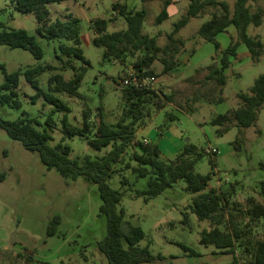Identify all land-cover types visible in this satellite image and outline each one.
Instances as JSON below:
<instances>
[{
    "label": "rangeland",
    "instance_id": "374dc122",
    "mask_svg": "<svg viewBox=\"0 0 264 264\" xmlns=\"http://www.w3.org/2000/svg\"><path fill=\"white\" fill-rule=\"evenodd\" d=\"M219 1H226L232 10L236 2ZM163 2L79 0L48 5L52 21L65 20L69 15L80 20L81 47L90 61L79 90L82 98L67 93L57 95L70 107L68 118L74 125L83 124V110L89 109L91 122L96 127L101 105L105 121L116 124L126 106L121 79L134 69V63L144 56L146 49L129 50L123 61L104 62L105 49L93 43L95 33L92 23L98 18H105L110 20L109 33L126 30V20L118 10L113 9V5L125 4L130 10L145 9L147 18L143 34L155 37L164 50L152 65L157 76L155 90L168 98H164L167 105L162 110L157 111L154 105L146 107L150 114L140 123L136 139L157 145L164 161H173L186 153L187 147H194V155L202 156L195 165V171L201 174H208L212 170L215 172L206 192L214 188L228 194V210L235 215L239 224L246 227L250 222L247 215L249 199L255 198L264 204L261 188L264 181V105L255 124L246 129H240L233 123L227 133L219 134L221 127L213 125L212 121L241 105L238 94L249 92L255 80L264 73V54L259 62H254L247 47L241 44L226 71L227 84L218 86L207 80L206 76L212 64H219L221 51L230 45L231 39L237 40L236 31H228L217 37L221 45L219 52L212 43L198 37L201 26L211 19L210 13L216 11L209 8L204 14L190 20L171 40L169 35L187 13L189 2L185 0L176 4L170 10V17L157 25L155 19L161 12ZM250 7L252 12L259 8L264 10V0L251 2ZM0 24L9 29L26 30L36 38L45 53L42 60H37L29 51L0 45V65H5L9 72L38 64L60 65L56 59L59 45L70 44L69 41H53L40 35L36 16L18 12L9 0H0ZM248 34L260 37L264 43V16L262 25H251ZM176 48L179 51L173 68L165 73L164 59L170 60L175 56ZM75 65L84 66L79 60L75 61ZM55 73L58 71L39 76L42 88L48 90V80ZM64 75L66 79L72 78V69H68ZM4 81L0 69V85ZM19 93L23 107L16 109L0 102V115L6 120L15 121L26 112L42 127H46L52 106L43 98L32 103L36 90L24 76L20 78ZM170 116L177 118L171 120ZM63 117L62 113L55 116L57 126L52 132V145L65 137L62 131ZM236 139L240 141V149H236ZM65 142L71 146V158L74 160L85 156L102 157L112 149L111 146L95 149L87 139L80 137L66 138ZM212 149H216L217 153L211 154L209 151ZM134 152H140L136 145L130 146L122 161L113 165L114 172L108 183L122 193L118 209L124 213V223L139 226L146 233L145 240L139 246L149 247L155 260L141 264H233L232 255H226L214 246L201 244V233L210 230L211 225L208 221H200L189 208L197 194L187 190L184 180H179L148 202L145 197L138 196V191L148 189L150 178H137L134 168L138 164L131 158ZM211 160L216 163L214 169ZM128 164H131L129 169ZM0 177V264H109L100 249V243L108 234V220L100 211L102 199L98 185L86 177L73 181L62 177L55 169L49 170L38 153L28 151L20 141L10 138L2 129ZM124 180L127 184L123 183ZM186 213L189 217L187 223L184 222ZM55 217H60L61 222L56 235L50 237L48 228ZM247 228L253 240L264 239V218ZM184 247L194 251L195 256H191ZM236 253L242 264L248 260L242 248H238Z\"/></svg>",
    "mask_w": 264,
    "mask_h": 264
},
{
    "label": "trees",
    "instance_id": "16d2710c",
    "mask_svg": "<svg viewBox=\"0 0 264 264\" xmlns=\"http://www.w3.org/2000/svg\"><path fill=\"white\" fill-rule=\"evenodd\" d=\"M9 1L18 12L36 16L37 31L40 35L53 41H69L70 44L61 43L59 45L56 59L60 65L38 64L14 72H9L5 65H0L5 78V81L0 85V102L16 109L23 107L19 98V87L20 78L24 76L36 90V95L31 100L32 103L35 104L40 98H43L47 104L52 106L46 120V127H42L38 120L23 112V116L15 121L6 120L0 115V129L4 130L10 138L20 141L28 151L38 153L41 162L49 170L55 169L62 177L73 181L79 177H86L98 185L102 199L100 211L108 220V234L100 243V249L108 258L109 264H141L151 263L155 260L149 247L139 246L146 238L145 231L139 226L124 223V213L118 209L122 193L113 189L108 183L114 172L113 165L122 161L123 155L132 145H136L140 149V152H134L131 157L138 164V167L134 168L137 178H150L148 189L138 191V196L145 197V201L148 202L161 195L179 180H184L187 183V190L197 194L189 208L200 221H208L211 225L210 230L201 233V244L207 247L214 246L222 250L224 254L232 255L233 264H242L236 253L238 248H242L243 253L248 257V260L243 264H264V239L253 240L251 232L247 228L264 218V204L255 198H250V206L247 210L250 222L247 224L248 226H242L237 222L235 215L228 210L230 207L228 194L221 193L214 188L206 192L215 172L212 170L208 174H201L195 171V165L202 156L194 155V147H187L186 153L177 156L173 161H164L161 159V152L157 145L136 139L140 123L150 114V111H146V107L154 105L157 111L162 110L167 105L165 99L168 96L153 89L124 87L123 97L126 106L116 124L105 121L103 105L97 112L99 124L96 127L91 122L92 113L89 109L83 110L84 122L81 126L70 123L68 114L71 109L57 94L67 93L70 96L82 98L79 90L88 66H90V61L86 58L81 47L80 20L69 15L65 17V20L52 21L48 5L79 0ZM172 1L164 0L162 10L155 19L157 25L169 18L168 7ZM186 1L189 2L188 11L175 24L173 32L169 35L171 40L192 18L204 14L209 8H214L216 11L210 13L211 19L201 26L197 34L198 37L212 43L216 51L219 52L221 45L217 37L227 33L230 27L235 28L237 33V40L232 38L230 45L221 51L219 64H212L209 67L207 80L215 82L220 87L227 84L226 71L231 66V59L237 56L238 47L241 44L247 47L254 62L260 61L264 54V43L260 37H252L248 34L251 25L260 27L263 23L264 10L259 8L256 12H252L250 7V3L256 0H236L233 10L226 1ZM113 9L118 10L120 16L126 20V30L109 33L110 20L105 18H98L92 23V30L95 33L93 43L95 46L105 49L104 62L123 61L129 50L146 49L144 56L134 63V69L137 72L147 69V75L156 76L152 65L157 60L158 54L164 50L158 45L155 37L143 34L147 11L145 9L130 10L127 5L118 3L113 5ZM0 29V45L29 51L37 60L44 58L45 53L36 38L29 35L26 30L9 29L4 24H0ZM178 51L179 48H176L175 56L170 60L164 59L165 73L172 70ZM76 60L81 61L84 66L77 67ZM68 69L73 71V77L70 79H66L64 75ZM54 71H58V73L50 76L48 90H45L40 85L39 76ZM238 99L241 105L237 109L220 114L213 119L212 124L221 127L218 130L219 134L227 133L233 123H236L240 129H246L255 124L264 105V73L255 80L249 92L238 94ZM59 113L64 114L62 131L65 137L52 145V132L57 126L55 116ZM170 118L175 120L177 116H170ZM75 137L87 139L88 143L98 150L109 146L112 149L102 157L85 156L74 160L71 158L72 148L65 142V139ZM235 143L237 144L236 149H240L239 139H236ZM210 164L214 169L216 163L211 160ZM127 167L131 168V164H128ZM3 176L4 174L1 177ZM123 183L127 184V181L124 180ZM261 188L264 192V181L261 183ZM188 221L189 217L186 213L184 222ZM60 222V217H55L50 222L48 236L56 235ZM184 248L190 252L191 256H195L194 251Z\"/></svg>",
    "mask_w": 264,
    "mask_h": 264
},
{
    "label": "built area",
    "instance_id": "2783aa9c",
    "mask_svg": "<svg viewBox=\"0 0 264 264\" xmlns=\"http://www.w3.org/2000/svg\"><path fill=\"white\" fill-rule=\"evenodd\" d=\"M147 69H143L142 72H137L135 69H131L121 79L123 87H135L155 90L157 84V76L147 75ZM148 143L147 140H145ZM211 154L217 153L216 149L209 151Z\"/></svg>",
    "mask_w": 264,
    "mask_h": 264
},
{
    "label": "crops",
    "instance_id": "0c3cea01",
    "mask_svg": "<svg viewBox=\"0 0 264 264\" xmlns=\"http://www.w3.org/2000/svg\"><path fill=\"white\" fill-rule=\"evenodd\" d=\"M182 1H185V0H173L172 1V4L168 7V13H169V17H170V14H171V12H170V10H171V8H174L175 7V5L176 4H179V3H181ZM163 7V6H162ZM162 10V9H161ZM160 13V12H159ZM158 16V15H157ZM192 19H194V18H192ZM191 19V20H192ZM165 22V21H164ZM161 25V24H160ZM234 29V30H233ZM228 31H233V32H235L236 30H235V28H233V27H230L229 29H228ZM197 34H198V32H197ZM202 69H205V68H200L199 70H202ZM198 70V71H199ZM197 73V72H196Z\"/></svg>",
    "mask_w": 264,
    "mask_h": 264
}]
</instances>
